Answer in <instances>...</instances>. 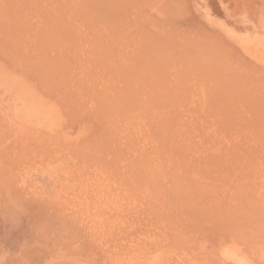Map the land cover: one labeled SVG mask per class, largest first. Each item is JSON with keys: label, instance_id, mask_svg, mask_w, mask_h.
<instances>
[{"label": "rangeland", "instance_id": "1", "mask_svg": "<svg viewBox=\"0 0 264 264\" xmlns=\"http://www.w3.org/2000/svg\"><path fill=\"white\" fill-rule=\"evenodd\" d=\"M226 2L264 25V0ZM195 3L212 21L216 0H0L10 241L50 240L51 264H264V37Z\"/></svg>", "mask_w": 264, "mask_h": 264}, {"label": "bare ground", "instance_id": "2", "mask_svg": "<svg viewBox=\"0 0 264 264\" xmlns=\"http://www.w3.org/2000/svg\"><path fill=\"white\" fill-rule=\"evenodd\" d=\"M101 2V1H100ZM77 4V3H76ZM101 4V3H100ZM80 7V6H79ZM99 12V11H98ZM182 12V11H181ZM183 13V12H182ZM181 14V13H180ZM92 15V14H91ZM100 15V14H99ZM101 15H102V13H101ZM105 16V15H104ZM96 17V16H95ZM100 17H102V16H100ZM99 17V18H100ZM111 18V17H110ZM103 17L101 18V20L103 21ZM105 20V19H104ZM102 21H101V23H102ZM111 21V20H110ZM109 21V22H110ZM57 25V24H56ZM104 25V24H103ZM105 28V27H104ZM136 28H138V27H136ZM177 28V27H176ZM139 30H140V27L138 28ZM142 29V28H141ZM178 29V28H177ZM107 30V29H106ZM138 30V31H139ZM138 31H134L137 35L139 34V32ZM142 31V34H143V32H144V30H141ZM127 32V31H126ZM150 32V31H149ZM130 33V32H129ZM128 33V34H129ZM147 33V32H146ZM146 33H144V35L146 34ZM131 34V33H130ZM157 34V36H158V33H156ZM156 34H154V32H152V36L154 35V37L156 36ZM119 35H121V34H119ZM149 35H150V33H149ZM124 36V34H122V37ZM133 36V35H132ZM130 37V36H129ZM128 38V37H127ZM134 39H136L135 37H133ZM133 38H131V40L133 39ZM138 39V38H137ZM152 39V38H151ZM156 39V38H155ZM128 41V43L129 42H131V41H129V40H127ZM138 41V40H137ZM147 41V40H146ZM154 41V40H153ZM157 41V40H156ZM123 42V41H122ZM121 42V43H122ZM133 42V41H132ZM136 42V41H135ZM148 42V41H147ZM152 42V41H151ZM155 42V41H154ZM153 43V42H152ZM158 45V44H157ZM123 46H125V45H123ZM140 47V46H139ZM142 47V46H141ZM150 48V47H149ZM164 49H165V47H163ZM136 50H137V48H135ZM138 49H140V48H138ZM142 49H143V47H142ZM146 49V48H145ZM148 49V48H147ZM151 49H153V48H150L149 49V51L150 52H152L151 51ZM164 49H162V50H164ZM159 50V49H158ZM192 50H193V48H192ZM161 51V50H160ZM176 51V50H175ZM175 51H173L174 53H176ZM142 52V51H141ZM170 53H171V51H169ZM169 52H167L168 54H169ZM201 52V51H200ZM137 53V52H136ZM164 53V52H163ZM194 54H195V52H193ZM138 54V53H137ZM145 54V53H144ZM144 54H143V57H144ZM149 54V53H148ZM151 54V53H150ZM162 54V53H161ZM177 54V53H176ZM188 54V53H187ZM205 54V53H204ZM152 55V54H151ZM157 55H159V54H157ZM156 55V56H157ZM165 55H166V52H165ZM165 55H164V57H165ZM169 55H171L172 56V53L171 54H169ZM169 55H168V57H169ZM190 55H192V53H190ZM196 55H197V53L195 54V56L194 55H192L193 56V59L194 58H197L196 57ZM207 55V54H206ZM147 56V55H146ZM153 57H155L156 58V56H154V55H152ZM162 56H163V54H162ZM161 56V57H162ZM191 56V57H192ZM198 56H199V54H198ZM209 56V55H208ZM142 57V58H143ZM147 57H149V59L151 58V56H147ZM146 57V58H147ZM152 57V58H153ZM163 57V58H164ZM167 57V56H166ZM178 57V56H177ZM201 57V56H200ZM141 58V59H142ZM145 58V59H146ZM157 58H158V56H157ZM199 58V57H198ZM135 59V58H134ZM133 59V60H134ZM148 59V58H147ZM164 59H166V58H164ZM170 59L171 58H169V61H170ZM177 59H179V58H177ZM192 59V58H191ZM144 60V59H143ZM198 60V59H197ZM196 60V61H197ZM140 61H142V60H140ZM144 61H146V60H144ZM168 61V60H167ZM190 61H192V60H190ZM195 61V62H196ZM193 62V61H192ZM125 63H126V61H125ZM142 63V62H141ZM194 63V62H193ZM200 63V62H199ZM130 64V63H129ZM144 64V63H143ZM146 64V63H145ZM148 64V63H147ZM180 64H181V62H180ZM201 64V63H200ZM126 65V64H125ZM128 65V64H127ZM141 65V64H140ZM127 67V66H126ZM145 67V66H144ZM180 67H181V65H180ZM234 67V66H233ZM146 68V67H145ZM129 69H131V68H129ZM134 69V68H133ZM232 69V68H231ZM260 69H261V67H260ZM139 70H140V68H139ZM144 70H146V69H144ZM143 70V71H144ZM234 70V69H233ZM132 71V70H131ZM238 71V70H237ZM237 71H235L236 73H237ZM248 72H250L251 70H247ZM234 72V73H235ZM252 72V71H251ZM132 73V72H131ZM135 74V73H134ZM133 74V75H134ZM231 74V73H230ZM132 75V76H133ZM237 75L238 74H235V76L237 77ZM231 76V75H230ZM229 75H228V77H230ZM240 76V75H239ZM231 77H234L233 75L231 76ZM230 77V82L232 83V82H235V80H234V78L232 79ZM231 80H234V81H231ZM236 80H238V82L240 81L239 79H237L236 78ZM228 81V82H229ZM240 83V82H239ZM233 84V83H232ZM232 84H229V86L230 85H232ZM228 85V84H227ZM121 93V92H120ZM116 96V95H115ZM106 98H108V97H106ZM104 101H105V99H104ZM107 104V103H106ZM106 106V105H105ZM122 106H124L123 104H122ZM105 111V110H104ZM105 113V112H104ZM128 116V115H127ZM132 117V116H131ZM108 121V120H107ZM116 157V156H115ZM129 162V161H128ZM130 163V162H129ZM133 165V164H132ZM134 166V165H133ZM130 167V166H129ZM163 178V177H162ZM167 194V193H166ZM166 197H167V195H166ZM169 197V196H168ZM162 199V198H161ZM158 200V199H157ZM163 200V199H162ZM168 200H166V202H167ZM171 201V200H170ZM153 202V201H152ZM176 202V201H175ZM158 203V202H157ZM171 203H173V202H171ZM166 204V206H167V203H165ZM153 205V204H152ZM174 205V204H173ZM172 204H171V207L173 206ZM177 205V204H176ZM183 205V204H182ZM165 206V207H166ZM178 206V205H177ZM174 207V206H173ZM156 208V207H155ZM167 208H170V207H167ZM176 208V207H175ZM171 209V208H170ZM173 210V209H172ZM167 211V210H166ZM171 211V210H170ZM172 212V211H171ZM165 213V212H164ZM173 213V212H172ZM177 213V212H176ZM159 214V213H158ZM174 214H175V212H174ZM169 215V214H168ZM1 219H2V217H0ZM156 218V217H155ZM21 219V218H20ZM167 219V218H166ZM167 221V220H166ZM167 223V222H166ZM70 226H71V224H69ZM69 225H67L68 227H70ZM61 226V225H60ZM65 226V225H64ZM2 227V226H1ZM62 227V226H61ZM159 227H161V226H159ZM8 228V227H7ZM73 228V227H72ZM72 228H70V230L72 229ZM74 229V228H73ZM72 229V230H73ZM60 230V229H59ZM67 230V229H66ZM28 231V230H27ZM99 231V230H98ZM79 232V231H78ZM112 232V231H111ZM14 233V232H13ZM23 233V232H22ZM28 233V232H27ZM96 233V232H95ZM25 234V233H24ZM24 234H20V237L19 236H16L15 238H12V239H15V240H17V238H18V240L15 242V241H10V238L12 237V232L11 231H8V230H6V228H0V251L3 253V254H1L0 255V264H51V259H53V255H54V253H55V250H54V248H47L50 244L48 243V242H50V240H48L47 242L44 240V239H40L39 240V238L37 239L36 238V236L37 237H39V235L37 234V235H35V237L32 235V233H31V235H29L30 233H28V234H25V236H24ZM75 234V236H76V233H74ZM74 234H72V236L74 235ZM17 235V234H16ZM18 235H19V233H18ZM60 235V234H59ZM79 235V234H78ZM96 235H97V233H96ZM15 236V235H14ZM27 236H30L29 237V239H27L28 237ZM32 236V237H31ZM82 236V235H81ZM87 236V235H86ZM25 237H27V238H25ZM34 237V238H33ZM31 238H33V240L31 239ZM37 239V241L39 242L40 241V243H38V242H35L34 241V239ZM79 238V237H78ZM97 238V237H96ZM99 238V237H98ZM101 238V237H100ZM103 238V237H102ZM11 239V240H12ZM95 239V238H94ZM44 240L45 241V244L46 243H48V244H46L45 246H43V247H40V245H41V242ZM75 240V239H74ZM84 240V239H83ZM82 241V240H81ZM85 241V240H84ZM89 241V240H88ZM87 241V242H88ZM99 241V240H98ZM12 242V243H11ZM42 243H44V242H42ZM54 242H51V245L53 244ZM86 243V242H85ZM83 244V245H86V244ZM90 243V242H89ZM89 243H88V245H89ZM56 244V243H55ZM82 244V243H81ZM227 244V243H226ZM43 245V244H42ZM41 245V246H42ZM48 245V246H47ZM95 245V244H94ZM110 245V244H109ZM47 246V247H46ZM82 246V245H81ZM90 246V245H89ZM97 246H98V244H97ZM47 248L45 251H44V249L45 248ZM90 248V247H89ZM261 248V247H260ZM264 248V247H263ZM43 249V250H42ZM77 249V248H76ZM79 249H81V248H79ZM79 249H78V252H79ZM86 249V248H85ZM96 249V248H95ZM107 249V248H106ZM109 249V248H108ZM221 250H222V255H224L225 257H226V260L228 259L232 264H233V260H235L236 262H238L239 261V259H237V257H236V255H234V250L235 249H232V246L231 245H226V246H224L223 248H221ZM261 250V249H260ZM11 251L12 252V255L10 256V254H9V252ZM81 251H83V250H81ZM85 251V250H84ZM98 251V250H97ZM262 251V250H261ZM105 253V252H104ZM246 253H248V252H246ZM85 254V253H84ZM87 254V253H86ZM249 254V253H248ZM260 254H262L261 252H260ZM98 255V254H97ZM101 255H102V253H101ZM100 255V256H101ZM100 256H98V257H100ZM103 256H105V255H103ZM257 256H259V254L257 255ZM260 256H262V255H260ZM228 257V258H227ZM250 257V256H249ZM251 257H252V255H251ZM97 258V257H96ZM184 258V257H183ZM255 258V257H254ZM98 259V258H97ZM240 263L239 264H262V262L261 261H259L258 259H250V260H247V259H244V260H242V259H240ZM59 262V261H58ZM57 261H56V263L55 264H59ZM98 263V262H97ZM53 264V263H52ZM66 264H68V263H66ZM227 264V263H226Z\"/></svg>", "mask_w": 264, "mask_h": 264}, {"label": "crops", "instance_id": "3", "mask_svg": "<svg viewBox=\"0 0 264 264\" xmlns=\"http://www.w3.org/2000/svg\"><path fill=\"white\" fill-rule=\"evenodd\" d=\"M227 4L228 3L226 2V0H216L215 14L214 16L212 15L213 16L212 21H207L206 19H204V14L208 11L206 7H202L201 11L198 10L197 8L198 4L195 3L194 7L196 8V11L200 13V15H202L203 19L206 20L211 27L217 28L218 30H221L227 34L235 31L238 32L241 37L239 42H243V43L252 42L251 40L252 36L259 38L264 37V25L258 22L259 18L261 19L262 17L259 16L253 19L255 21L254 22L255 28L252 31H250L249 36H246L243 34L244 31L248 30L247 25H245L244 15L239 14L238 16L231 19L230 14L228 13L227 10L228 7ZM229 26L231 27V29ZM234 37L236 36L231 37V39L233 40Z\"/></svg>", "mask_w": 264, "mask_h": 264}]
</instances>
